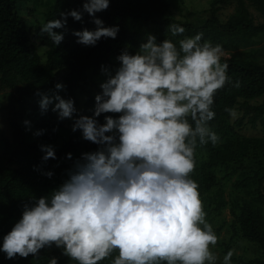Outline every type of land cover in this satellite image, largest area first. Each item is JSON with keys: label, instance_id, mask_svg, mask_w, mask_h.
<instances>
[{"label": "clouds", "instance_id": "clouds-1", "mask_svg": "<svg viewBox=\"0 0 264 264\" xmlns=\"http://www.w3.org/2000/svg\"><path fill=\"white\" fill-rule=\"evenodd\" d=\"M110 3L83 0L81 9L61 11L60 18L44 23L40 34L59 46L65 37L55 30L66 29L69 17L82 21L87 13L96 28L74 31L77 43L96 46L102 38L115 39L119 26H105L97 17ZM166 31L177 37L185 28L172 23ZM224 55L222 45L203 40V33L180 39L179 47L149 34L134 54L122 51L117 67L102 66L106 80L92 116L75 117L71 98L37 92L42 112L56 101L52 111L58 118L73 119L72 131L98 147L83 153L49 195L24 204L0 251L8 259H27L55 247L77 264H101L113 253L118 254L111 264H217L212 248L219 238L191 174L197 143H220L210 121L215 96L229 82ZM225 111L236 118L234 109ZM24 124L31 126L28 120ZM41 150L43 160L56 158L52 146ZM233 255L228 250L222 264H232ZM49 264H59V258L52 256Z\"/></svg>", "mask_w": 264, "mask_h": 264}, {"label": "trees", "instance_id": "trees-1", "mask_svg": "<svg viewBox=\"0 0 264 264\" xmlns=\"http://www.w3.org/2000/svg\"><path fill=\"white\" fill-rule=\"evenodd\" d=\"M181 0H111L110 7L97 17L105 26H119L115 39L102 38L96 46H84L77 43L74 31L85 28L94 30L96 25L87 13L82 21L69 17L66 29H56L64 33V40L59 46L45 34L41 36L40 28L50 20L60 18L61 11L81 9L83 0H0V85L11 90L9 94V119L13 128V138L10 139L0 130V247L3 236L22 217L23 206L41 196H47L67 179V170L85 152L95 151L97 145L85 141L80 132L72 134L60 148L54 144L59 139L64 120L58 118V113L52 111V104L46 112H42L39 102L31 104V118H26V112L18 107V103L26 102L28 97H36L37 92H60L56 84L65 87L63 92L71 99L77 91L87 94L88 103H95V90L92 82L102 79V66L110 70L118 66L117 57L127 49L134 53L142 42V34L137 30L132 32V23L142 21L148 27L154 28L153 34L158 42L172 39L179 47V39L203 33V40L211 41L213 45L220 44L224 50L222 62L229 64L228 84L215 96L213 110L216 115L210 121V127L221 138L220 143L201 146L197 143L195 152L196 167L191 174L199 185L201 197L205 196L218 184L215 169L221 166L237 165L246 173L253 172L238 183L244 186L258 179L264 173V165L254 168L246 163L249 157L256 153L264 157V137L241 135L236 126H242L248 120L256 125L261 121L264 127V101L253 104L251 100L264 95V61L253 56L260 53L264 45L257 47L260 34L264 35V22L255 23L246 0H237L236 10L227 21H222L218 15L222 4L228 0H212L211 16L198 27L183 22L174 16H166L173 5ZM264 17V0H250ZM39 12H42L39 15ZM176 23L185 28L182 36L172 37L166 31L169 24ZM44 53L40 51L45 46ZM249 48L244 51L246 56H238L227 52L230 49ZM227 50V51H226ZM239 82V87L236 83ZM240 105L244 114L232 123V117L226 108L235 109ZM79 115L78 106L75 105ZM94 113V111H93ZM93 113L91 115H93ZM104 122V114L97 118ZM33 124V129L42 130L37 140H29L28 127L24 121ZM74 122V120H73ZM42 145H50L55 149L56 158L43 160L46 154ZM206 152L208 157L200 160L199 153ZM72 158L68 159V154ZM52 172L49 178L46 173ZM257 198L264 201V192L259 191ZM223 201L219 202L222 206ZM235 222L240 224L241 235L261 245L264 254V210L249 201L240 205V212L232 210ZM233 223V237L239 234V229ZM225 253L231 249L230 243H222ZM118 253H113L101 264H111ZM52 256L59 258V264H77L68 257L61 255V250L55 247L41 250L38 258L31 255L27 258L17 256L8 259L0 251V264H49ZM238 264H264V257L244 260L232 257Z\"/></svg>", "mask_w": 264, "mask_h": 264}, {"label": "rangeland", "instance_id": "rangeland-1", "mask_svg": "<svg viewBox=\"0 0 264 264\" xmlns=\"http://www.w3.org/2000/svg\"><path fill=\"white\" fill-rule=\"evenodd\" d=\"M211 2L212 0H181L173 5L171 9L167 12L166 16H174L177 19L188 22L193 25V27L201 26L210 16H211ZM248 7L250 8L251 14L254 18L255 23L259 24L264 22L263 15L257 10L250 0H246ZM237 0H228V2L222 4V8L218 15L222 21H227L230 15L236 10ZM42 12H39V15ZM132 32L137 30L142 34V40L146 39L147 35L153 34L154 28L148 27L144 22L138 21L132 23ZM259 42L257 47L264 45V35H259L256 37ZM183 39V38H180ZM179 39V40H180ZM44 48H40V51L44 53ZM227 51V50H226ZM244 51H249L243 49H230L227 52L235 53L238 56H246ZM131 52V51H130ZM135 53V52H134ZM133 53V54H134ZM259 61H264V48L260 53L253 56ZM106 80L104 75L102 79H96L92 82V87L95 90L94 97L99 94L102 90L100 85ZM11 90L0 85V130L4 131L5 134L12 139L13 138V128L10 124L9 119V94ZM50 97L54 95H60L65 99L69 97L60 90V92H44ZM42 96L38 95L36 97H28L26 102L18 103L19 108H23L26 112V118L30 119L31 115V104L34 102H39ZM75 105L78 106L80 113L88 116L94 111L95 103H88V96L85 93L77 91L75 97L73 98ZM264 101V95L260 98L251 100L253 104H259ZM56 101L52 103L54 106ZM236 118L232 117V123L244 114V110L238 105L235 109ZM73 119H65L63 131L54 144L56 149L60 148L72 134L80 131H72ZM28 127V139L37 140V135H35L36 130L33 129V124ZM236 130L245 136H263L264 137V127L261 121H258L256 125H253L248 118H246L242 126H236ZM82 136V133L80 132ZM208 157V153H199L200 160H204ZM246 163L252 165L254 168H259L264 165V157L260 154H252ZM218 176V184L210 190L205 196H202L204 210L206 212V219L213 226L219 240L226 244H231V249L234 250V257L242 258L244 260L255 259L258 257H264L262 247L259 243L250 241L241 235L240 224L235 222V216L232 213L233 208L237 213L240 212V205L244 201H249L256 206H260L264 210V201L257 198L258 192H264V173L258 179H255L244 186H239L238 183L246 176V174L252 175L253 172L246 173L241 170L237 165L221 166L215 169ZM223 201L222 206H219V202ZM239 229V234L233 237V223ZM212 251L216 253L219 257L217 264H222L223 256L225 253V247L216 245L212 248ZM232 264H238L232 261Z\"/></svg>", "mask_w": 264, "mask_h": 264}]
</instances>
